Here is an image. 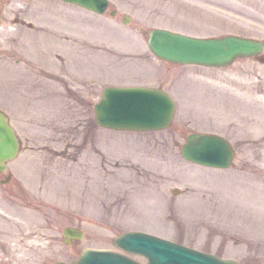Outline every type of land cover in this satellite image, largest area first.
<instances>
[{
    "label": "rangeland",
    "instance_id": "obj_1",
    "mask_svg": "<svg viewBox=\"0 0 264 264\" xmlns=\"http://www.w3.org/2000/svg\"><path fill=\"white\" fill-rule=\"evenodd\" d=\"M45 3V10L32 11ZM33 14L43 23L54 18L66 37L41 40L32 32ZM4 25L11 32L6 44ZM154 28L264 41V0H110L104 14L62 0H0V108L22 139L18 157L0 174V228L7 216L27 226L16 229L17 242L0 230V264L71 261L84 248L116 249L113 238L135 230L240 264H264V203L248 209L226 188L236 175L259 174L253 162L263 148H246L227 108L231 77L255 84L264 51L225 67L174 64L150 50ZM8 59L24 69L13 92L3 76ZM110 85L165 87L176 101L171 126L144 132L99 126L94 105ZM196 132L227 138L235 149L232 165L184 159L182 145ZM66 226L81 228L84 237L65 242ZM45 232L55 235L38 238Z\"/></svg>",
    "mask_w": 264,
    "mask_h": 264
},
{
    "label": "water",
    "instance_id": "obj_2",
    "mask_svg": "<svg viewBox=\"0 0 264 264\" xmlns=\"http://www.w3.org/2000/svg\"><path fill=\"white\" fill-rule=\"evenodd\" d=\"M97 13H104L109 0H64ZM113 13H115L113 11ZM125 22L128 18L125 17ZM148 45L161 59L182 64L225 66L238 57L258 55L264 42L239 35L196 37L155 28L149 33ZM173 98L159 88L131 86L108 87L95 105L97 122L107 128L149 131L167 128L175 112ZM20 140L9 118L0 109V170L15 158ZM183 157L206 166L227 168L234 157L231 143L211 133H192L182 148ZM68 237H83L82 231L65 228ZM114 243L130 253L148 258L146 264H239L224 260L188 246L144 232H126L114 238ZM57 264H68L58 262ZM70 264H143L126 255L110 251L85 249L80 258Z\"/></svg>",
    "mask_w": 264,
    "mask_h": 264
},
{
    "label": "bare ground",
    "instance_id": "obj_3",
    "mask_svg": "<svg viewBox=\"0 0 264 264\" xmlns=\"http://www.w3.org/2000/svg\"><path fill=\"white\" fill-rule=\"evenodd\" d=\"M45 5L46 3L40 4L38 7H34L32 11L35 14L37 12L43 11L47 8L43 7ZM50 13L52 15L54 12L50 11ZM33 18L37 20V25L34 29H32V32L41 34V40H49L55 42V36H57L59 39H61L62 37H66V34L61 32L64 30H60L59 28L58 30L55 29V26L57 25L59 27V25L56 23V20L54 18L47 19L48 22L45 21V23H43V21L40 22V18L36 17L34 14ZM9 22L10 20L7 19L6 23L8 24ZM1 33L2 36H6L5 41H3L4 44H6L8 36H10L11 32L7 29L6 25H4L1 29ZM36 39H38V37L34 38V40ZM3 42L0 43L1 46L4 45ZM0 58H5L2 50H0ZM7 63L8 69L6 68L5 70L7 71V73H5L3 76L7 82V89H9L10 92H13L15 91V89H17V75L20 72L23 73L24 69L17 60L14 61L12 59H8ZM30 77L31 76H29V79ZM230 81L232 85V97L230 106L227 108V113L230 114L229 125L234 132H242L241 141L246 144V148L252 149V151L257 149L261 150L263 148V151L258 152V154L255 156V161L253 162V164L255 165L254 170H256V172H259V174L254 173L250 175H236L232 178V181L226 188L227 192L230 194L229 197L231 199L237 201L240 200L248 205V209H252L253 207L257 206V204L264 203V70H261L258 78H256L255 84L253 83V79H246L245 76H242L240 74L232 76ZM34 83H36V80ZM27 84L32 89L33 86L29 83ZM51 85L54 86V83H51ZM52 87L51 94H53ZM11 94L12 93H10V95ZM30 98L32 99V95H30ZM39 98L40 99L38 100H42V96H40ZM43 98H46V95H44ZM51 100L52 103H54V96L51 98ZM222 109L223 108H221L220 110ZM247 124L251 125V129L247 127ZM40 188L43 191H47L49 193H51V189H53L49 185H47L46 187L42 185ZM61 191V186H59V196H62V194H60ZM248 216H251V214H249ZM1 217H3L4 219V216ZM5 222L6 224H2L0 230L9 235L10 241L17 242L19 240V237L16 233V229L23 225V221L21 222V224L18 219L7 216ZM23 226L27 227L26 225ZM54 235L55 234L53 232H45L43 236H38V238H44L45 241L46 236H49V238H53ZM31 241L33 242L34 240L32 238H29L27 243ZM44 241L38 239L36 240V243H45ZM32 249L33 247L29 248L30 251ZM45 258L46 257H43V259Z\"/></svg>",
    "mask_w": 264,
    "mask_h": 264
},
{
    "label": "flooded vegetation",
    "instance_id": "obj_4",
    "mask_svg": "<svg viewBox=\"0 0 264 264\" xmlns=\"http://www.w3.org/2000/svg\"><path fill=\"white\" fill-rule=\"evenodd\" d=\"M15 199H17V200H26V197H22V196H15L14 197Z\"/></svg>",
    "mask_w": 264,
    "mask_h": 264
}]
</instances>
